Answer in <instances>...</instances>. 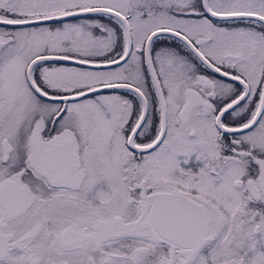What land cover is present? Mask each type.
I'll use <instances>...</instances> for the list:
<instances>
[{
  "label": "snow or ice",
  "instance_id": "obj_1",
  "mask_svg": "<svg viewBox=\"0 0 264 264\" xmlns=\"http://www.w3.org/2000/svg\"><path fill=\"white\" fill-rule=\"evenodd\" d=\"M0 264H264V0H0Z\"/></svg>",
  "mask_w": 264,
  "mask_h": 264
}]
</instances>
